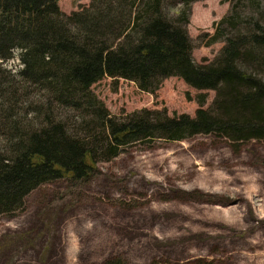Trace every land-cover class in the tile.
<instances>
[{"label": "rangeland", "instance_id": "1", "mask_svg": "<svg viewBox=\"0 0 264 264\" xmlns=\"http://www.w3.org/2000/svg\"><path fill=\"white\" fill-rule=\"evenodd\" d=\"M91 1L58 4L70 14ZM259 2L261 10L249 0L194 2L187 29L195 60L216 59L226 41H210L221 20L238 13L248 21L264 13V0ZM229 36L237 37L233 31ZM18 53L0 64L3 109L24 126H38L42 114L71 115L56 108L46 90L22 81ZM91 90L117 116L149 109L194 117L216 96L176 76L154 91L105 76ZM7 132L0 122V138ZM97 167L88 180L43 183L22 208L0 215V264H95L114 256L130 264H264V140L237 145L199 134L139 141Z\"/></svg>", "mask_w": 264, "mask_h": 264}, {"label": "trees", "instance_id": "2", "mask_svg": "<svg viewBox=\"0 0 264 264\" xmlns=\"http://www.w3.org/2000/svg\"><path fill=\"white\" fill-rule=\"evenodd\" d=\"M196 1L92 0L67 14L59 0H0V64L19 51L22 81L46 90L56 108L73 112L42 114L38 126H24L0 105V122L8 127L0 138V215L22 208L43 183L90 179L99 162L139 141L199 134L237 145L264 140V13L248 21L226 15L210 41L226 45L213 61L198 63L187 29ZM249 1L261 10L259 0ZM105 76L132 80L146 91L176 76L216 96L194 117L149 109L117 116L91 90ZM95 264L130 263L114 256Z\"/></svg>", "mask_w": 264, "mask_h": 264}]
</instances>
